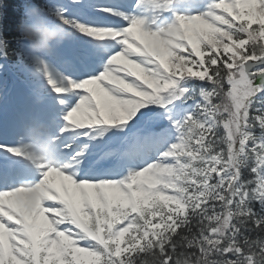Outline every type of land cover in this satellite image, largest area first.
<instances>
[{"label":"snow or ice","instance_id":"obj_1","mask_svg":"<svg viewBox=\"0 0 264 264\" xmlns=\"http://www.w3.org/2000/svg\"><path fill=\"white\" fill-rule=\"evenodd\" d=\"M176 2L43 5L71 46L19 39L60 163L0 126V264H264V0Z\"/></svg>","mask_w":264,"mask_h":264},{"label":"clouds","instance_id":"obj_2","mask_svg":"<svg viewBox=\"0 0 264 264\" xmlns=\"http://www.w3.org/2000/svg\"><path fill=\"white\" fill-rule=\"evenodd\" d=\"M31 17H39L46 21L49 26L37 27L32 23H29ZM153 25L152 22H148V28H162L163 24ZM18 39L23 42H27L29 51L40 57H47L51 55L57 47L64 44L67 41H71L75 38V33L72 32L64 23L58 22L51 14L46 11L45 7L40 3H32L30 0H25L23 5V14L18 25ZM56 37H60L61 40L54 46H50L49 41ZM168 38H171L170 36ZM47 163L59 164L60 160L55 155L50 158Z\"/></svg>","mask_w":264,"mask_h":264},{"label":"bare ground","instance_id":"obj_3","mask_svg":"<svg viewBox=\"0 0 264 264\" xmlns=\"http://www.w3.org/2000/svg\"><path fill=\"white\" fill-rule=\"evenodd\" d=\"M104 147H106V146H105V145H101V146L99 147V150L103 149ZM44 163H47V162L44 160Z\"/></svg>","mask_w":264,"mask_h":264},{"label":"trees","instance_id":"obj_4","mask_svg":"<svg viewBox=\"0 0 264 264\" xmlns=\"http://www.w3.org/2000/svg\"><path fill=\"white\" fill-rule=\"evenodd\" d=\"M255 236H256V234H255ZM255 236H253V238H255Z\"/></svg>","mask_w":264,"mask_h":264}]
</instances>
